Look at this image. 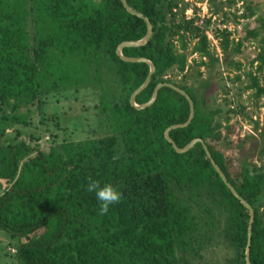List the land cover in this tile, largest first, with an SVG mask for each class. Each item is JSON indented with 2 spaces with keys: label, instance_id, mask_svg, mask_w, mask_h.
<instances>
[{
  "label": "trees",
  "instance_id": "obj_1",
  "mask_svg": "<svg viewBox=\"0 0 264 264\" xmlns=\"http://www.w3.org/2000/svg\"><path fill=\"white\" fill-rule=\"evenodd\" d=\"M125 1L152 28L145 44L120 50L154 66L134 103L147 101L157 83L190 97V122L167 136L177 147L193 138L206 145L253 211L248 260L264 264V168L253 161L255 146L264 155V124L259 129L248 118L260 136L250 135L243 147L247 136L240 137L230 120L244 107L225 98L226 85L219 86L222 103L209 92L221 71L206 34L219 13L223 27L213 29L211 40L228 55L223 64L233 74L225 78L256 105L264 97V12L257 16L256 4L247 0H238L241 7L237 0H217L216 7L206 0L208 15L201 17L196 10L186 15L183 0ZM252 17L254 25L235 36L239 21ZM144 34V21L120 0H0V230L17 239L19 264H209L207 253L221 250L220 264H245L247 209L199 142L178 153L163 137L166 127L186 120L185 97L163 85L145 108L128 102L148 66L121 60L115 47ZM245 40L256 44L247 69L233 59ZM83 90L94 98L92 135L58 140L46 128L51 138L44 148L35 130L26 132L27 140L19 137L20 128L32 125L33 112L42 114L48 95ZM90 176L122 193L106 215L86 191Z\"/></svg>",
  "mask_w": 264,
  "mask_h": 264
},
{
  "label": "rangeland",
  "instance_id": "obj_2",
  "mask_svg": "<svg viewBox=\"0 0 264 264\" xmlns=\"http://www.w3.org/2000/svg\"><path fill=\"white\" fill-rule=\"evenodd\" d=\"M187 2L188 8L192 11L196 10L199 13V16H203L205 14L208 15V7L209 4L206 5V0H183ZM256 4V15L262 14L264 12V0H247ZM216 7L217 0H212ZM237 7H241L240 1L236 2ZM235 5V6H236ZM194 8V9H193ZM226 9V8H225ZM241 9V8H239ZM190 10H187V15L190 13ZM227 11V10H226ZM239 13V11L237 12ZM228 14L227 16H229ZM253 17L249 20H240L237 28H235L234 35H242V31L238 33V29L240 27H252L254 25ZM219 13L214 14L211 17V24L209 29L206 31L207 37L210 39V43L213 45V52L217 54L219 58L218 68L221 71L220 76L221 79H217L218 75H215V78L210 85L209 92L211 95H214V99L216 103H222L221 91L219 86L226 85L229 88V92L225 95L226 99H232V105L236 103H241L243 108L242 114H235L231 117L230 122H233L235 125V132H238L239 136H247L245 140H243V147L247 148L251 143L250 135L255 137V139L259 140L260 133L258 132L261 129V126L264 124V97L260 98L256 105L253 103L252 99H250L249 92L237 87L236 82H229L225 76L231 77L233 72H228L225 70L224 62L226 61V57H222L219 53L218 47H215L217 41L211 40V32L215 27H223L219 23ZM229 23V22H228ZM227 27H230L229 24H226ZM256 52V44L254 41L245 40L243 41L241 51L233 56V59H237L243 64V69H247L248 62L254 56ZM189 59V56L187 57ZM202 70V68H200ZM217 70V71H219ZM206 75L203 73V77ZM94 98L88 94L87 91H81V93H77V95L73 96L72 93H62L60 95H48L45 99V103L42 106V114L33 112L31 115V126L20 128L19 137L21 139L27 140L26 132L34 131L41 135L39 139V144L41 148H44L46 143L49 142L50 134L46 131V128L49 129L52 133L56 135V138L65 139V140H78L85 138L89 135H92V130L95 129V121L93 112H91L90 105ZM222 108L225 105H221ZM43 122L39 121L41 118ZM53 116L52 119L49 117ZM257 122V130H253L252 122ZM56 123L57 126L54 125ZM13 134V132H10ZM259 147L255 146L253 149V161H255L258 165L264 168V155L259 154ZM231 154H235L233 151ZM17 239L14 237H10L7 232L0 230V264H19L14 258L15 247L17 246ZM222 250L216 252H208L207 256L211 263L209 264H220V260L222 258Z\"/></svg>",
  "mask_w": 264,
  "mask_h": 264
},
{
  "label": "water",
  "instance_id": "obj_3",
  "mask_svg": "<svg viewBox=\"0 0 264 264\" xmlns=\"http://www.w3.org/2000/svg\"><path fill=\"white\" fill-rule=\"evenodd\" d=\"M120 2H121V5L123 6V8L129 14H132V15H135V16L141 18L145 23V34L142 38H140L138 40L122 41L119 44H117L115 47V54L121 60L128 61V62H144L148 66V73H147L146 77L144 78L142 83L136 89H134L132 91V93L130 94V96L128 98V102L131 106H133L136 109L145 108V107L149 106L154 101L158 88L163 86V85L170 87L171 89H173L174 91L178 92L179 94H181L185 97L187 104H188V115H187L186 120L182 123L172 124V125H169L168 127H166L165 130L163 131V137L168 143H170L173 150L175 152H178V153L188 150L193 144H195L196 142H199L202 146V149H203L206 157L209 159L210 164L212 165L213 169L215 170V172L217 173L219 178L222 180V182L225 184V186L229 189L231 194L239 200L240 204H242L247 209L248 220H247V225H246V242H245V246H244V257H243V259H244L245 264H250V262L248 260V254H249V243H250V236H251V224H252V220H253V211H252L251 207L238 196V194L235 192V190L232 188V186L228 183V181L226 180L225 176L223 175V173L221 172L219 167L216 165V163L211 158V156H210V154L206 148V145L202 142L201 139L193 138L190 141H188L185 145H183L182 147H177L173 143V141L167 136V132L169 129L176 128V127H184L190 122V120L193 116V104H192L190 97L182 89L176 87L173 84L157 83L154 86L152 93H151V96L149 97V99L147 101H145L144 103H141V104H135L134 103V96L142 88H144L147 85L149 78H150V75L154 71V66L150 60L143 58V57H126V56H123L120 53V50H121V48L126 47V46H140V45L145 44L151 35L152 28H151V24H150L149 20L146 17L142 16L140 13H138V12L134 11L132 8H130L127 5L125 0H120Z\"/></svg>",
  "mask_w": 264,
  "mask_h": 264
},
{
  "label": "clouds",
  "instance_id": "obj_4",
  "mask_svg": "<svg viewBox=\"0 0 264 264\" xmlns=\"http://www.w3.org/2000/svg\"><path fill=\"white\" fill-rule=\"evenodd\" d=\"M249 175L254 176L255 173L249 170ZM86 191L95 194L99 203V215H106L110 207L120 203L122 199V193L112 184L101 185L99 180H95L91 176L87 179Z\"/></svg>",
  "mask_w": 264,
  "mask_h": 264
},
{
  "label": "built area",
  "instance_id": "obj_5",
  "mask_svg": "<svg viewBox=\"0 0 264 264\" xmlns=\"http://www.w3.org/2000/svg\"><path fill=\"white\" fill-rule=\"evenodd\" d=\"M187 10H190V9H187ZM187 10H186V11H187ZM186 11H185V14L187 15V12H186ZM190 13H191V10H190ZM190 13H189V14H190ZM189 14H188V15H189ZM199 22H200V21H199Z\"/></svg>",
  "mask_w": 264,
  "mask_h": 264
}]
</instances>
